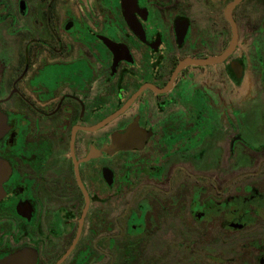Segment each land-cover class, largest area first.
Instances as JSON below:
<instances>
[{"label":"flooded vegetation","instance_id":"1","mask_svg":"<svg viewBox=\"0 0 264 264\" xmlns=\"http://www.w3.org/2000/svg\"><path fill=\"white\" fill-rule=\"evenodd\" d=\"M232 1L0 0V264H264V0L171 83Z\"/></svg>","mask_w":264,"mask_h":264},{"label":"water","instance_id":"2","mask_svg":"<svg viewBox=\"0 0 264 264\" xmlns=\"http://www.w3.org/2000/svg\"><path fill=\"white\" fill-rule=\"evenodd\" d=\"M242 1L243 0H233L231 3H229L227 5V7L225 9V18L227 19V21L231 25V29H232V38H231V41H230L227 49L222 54H220L219 56H214V57H209V58H204V59H192V58L185 59L183 62H181L177 66L176 70L174 71L172 79H171V83L177 78L178 74L182 70H184L186 67H189V66L207 67V66L222 64V63H224V62H226L228 60V58L234 53V51L236 50V48H237V46L239 44L238 28H237V24L235 23L234 18H233V11ZM123 4H124V8L126 10L125 14H126V19H127L128 24L135 30L137 35H139L142 32V28L141 27L138 28L137 26H134V23L130 20V16H129V7H130L129 6V0H123ZM183 38H184V33H183V36L180 37V41H182ZM138 95L139 94H136L127 103V105H125L113 117H111L108 120H106L104 122V124L108 123L113 118L117 117L119 114L124 112L132 104V102L136 99V97ZM0 167L3 169V166H1V163H0Z\"/></svg>","mask_w":264,"mask_h":264},{"label":"rangeland","instance_id":"3","mask_svg":"<svg viewBox=\"0 0 264 264\" xmlns=\"http://www.w3.org/2000/svg\"><path fill=\"white\" fill-rule=\"evenodd\" d=\"M203 12L201 13V11L199 10V19H198V26L200 27V28H203L204 29V27L205 26H209L210 25V23H209V19L208 18H210V17H207L206 16V14H208L207 12H205V10L203 9L202 10ZM212 18V17H211ZM221 68H222V66H218V67H216V68H214V69H211V71H215L216 73H218V71L219 70H221ZM224 83L223 82V80L222 81H220V80H217V83ZM238 93V92H237ZM249 233H242V234H237L236 236H235V238L233 239V240H236V241H241L242 239H247V238H249V237H251V236H260V235H262L261 233H259V232H256V231H252V232H250V234L248 235Z\"/></svg>","mask_w":264,"mask_h":264}]
</instances>
